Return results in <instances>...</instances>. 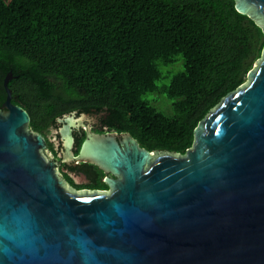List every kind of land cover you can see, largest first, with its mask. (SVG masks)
<instances>
[{"label": "water", "instance_id": "1", "mask_svg": "<svg viewBox=\"0 0 264 264\" xmlns=\"http://www.w3.org/2000/svg\"><path fill=\"white\" fill-rule=\"evenodd\" d=\"M264 28V0H236ZM7 99L0 112V264H264V52L248 81L195 130L185 155L141 149L131 135L88 138L99 117L74 112L65 158L107 174L113 194L66 189L42 152L45 137ZM61 126V125H59Z\"/></svg>", "mask_w": 264, "mask_h": 264}, {"label": "trees", "instance_id": "2", "mask_svg": "<svg viewBox=\"0 0 264 264\" xmlns=\"http://www.w3.org/2000/svg\"><path fill=\"white\" fill-rule=\"evenodd\" d=\"M263 52L264 28L236 0H0V79L13 73L12 103L44 137L96 113L150 152L185 155Z\"/></svg>", "mask_w": 264, "mask_h": 264}, {"label": "flooded vegetation", "instance_id": "3", "mask_svg": "<svg viewBox=\"0 0 264 264\" xmlns=\"http://www.w3.org/2000/svg\"><path fill=\"white\" fill-rule=\"evenodd\" d=\"M4 82L0 79V112H5L3 108L6 102L4 101V94L6 91ZM98 117L99 118L95 122L93 121L91 123H87L85 121L83 125L74 129V152L76 155L79 154L84 141L88 138L87 128H90L92 132L99 135H117L118 141L122 147H126L123 143H129L124 137V135L128 133H118L113 131L112 128L106 124V119H104L102 115H98ZM63 129L64 125L60 122L49 127V132L45 135L46 149L42 152L47 163L53 166V170L55 171L57 178L63 182L64 187L71 192H86L88 194H97L103 197L111 196L113 191L107 184V180L112 179L118 181L120 178L114 177L112 174H107L98 166L91 163L69 162L65 158L64 145L66 139L62 135ZM81 140L82 143L79 145ZM129 145L131 146L130 143ZM139 146L141 149H146L142 147L140 143Z\"/></svg>", "mask_w": 264, "mask_h": 264}, {"label": "rangeland", "instance_id": "4", "mask_svg": "<svg viewBox=\"0 0 264 264\" xmlns=\"http://www.w3.org/2000/svg\"><path fill=\"white\" fill-rule=\"evenodd\" d=\"M181 66H176L175 68H173L175 71H180L181 70ZM156 98H158V100L160 101H153V106L161 112H164L166 115L168 116H173V104L172 102H170L169 100H167L164 97H158L156 96ZM85 114V113H83ZM85 115H93V116H98L96 114H85Z\"/></svg>", "mask_w": 264, "mask_h": 264}]
</instances>
